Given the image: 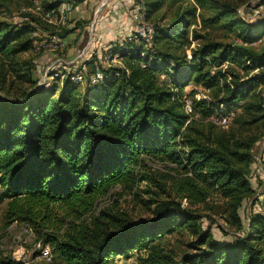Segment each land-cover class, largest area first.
<instances>
[{
  "label": "trees",
  "instance_id": "16d2710c",
  "mask_svg": "<svg viewBox=\"0 0 264 264\" xmlns=\"http://www.w3.org/2000/svg\"><path fill=\"white\" fill-rule=\"evenodd\" d=\"M13 1L0 0V10ZM24 1L29 6L40 1L42 11L26 13L19 24L0 19V92L28 82L21 99H0L4 225L33 227L62 264H113L114 256L127 260L137 250L146 253H135L131 264H264V177L258 179L260 192L250 180L253 148L264 137V99L255 91L264 84V45H252L264 34V17L253 23L230 17L215 0H133L131 10L140 9L147 20L166 2L175 11L169 24L152 23L150 47L120 49L121 64L104 69V80L80 90L82 84L71 80L73 71L86 67L85 73H91L97 56L117 41L78 60L72 66L84 61L75 69L57 66L70 71L62 82L54 78L38 86L32 79L33 59L18 57L33 48L30 34L44 24L42 31L64 39L84 21L56 28L42 16L64 0ZM68 1L73 9L85 0ZM258 3L264 6V0ZM206 10L213 15L206 17ZM196 17L203 27L223 21L237 42L195 30L199 43L187 52L188 29ZM75 38L81 43L82 35ZM233 64L246 71L244 78ZM190 83L207 92L191 100L193 113L184 109L196 91L185 93ZM219 105L222 114L234 111L225 126L213 120ZM144 158L181 168L177 173L171 167L173 175L154 171L166 195L149 200L151 217L124 213L120 218L102 208L82 218L112 186L135 184ZM214 193L220 205L208 208H221L226 222L242 231L233 243L216 241L211 228L200 223V205H208ZM246 200L262 211L251 210L244 225L240 209ZM55 209L62 213L59 219ZM0 264L18 263L10 256Z\"/></svg>",
  "mask_w": 264,
  "mask_h": 264
},
{
  "label": "rangeland",
  "instance_id": "374dc122",
  "mask_svg": "<svg viewBox=\"0 0 264 264\" xmlns=\"http://www.w3.org/2000/svg\"><path fill=\"white\" fill-rule=\"evenodd\" d=\"M97 1V3H93L91 8H89V3H86L81 6L80 10L81 13H85L87 17L86 19H80V21H84L81 23V28L79 29L80 35H82L81 43L78 41H75V37L73 38H67L66 39V47H64L61 51L53 52L49 49V46H47V43H50L53 40H60L55 39L52 35H49L48 33L42 31L44 24H39V30L31 33V39L33 43V48L25 53L20 54L19 60L25 61V60H31L33 59L35 63V68L33 69L32 73V79L38 81L39 83H42L43 74L45 71V68L47 65H49L52 61V59L55 56H61L64 60H68L73 57L72 54L79 53L83 47L87 44L89 41V37L92 33L93 43L91 49L88 50L87 55L91 53L92 51L96 52L98 47H103L106 44H109L110 41H108V36L106 33H102L101 31H98L99 28V20L102 19L104 13V9L107 7V3L104 4L97 12L96 9L97 6L102 2ZM109 1V0H108ZM133 1V0H132ZM189 1V0H185ZM259 0H215L217 2V5L220 7H224L230 12V17H238L241 18L244 21H247L249 23H253L256 21L257 16L264 17V6H260L258 3ZM185 2H182V6L185 5ZM109 3V2H108ZM28 2L26 3L24 0H14L12 3L8 4L6 9L0 10V19L7 21L9 23L13 24H19L22 21L25 20L26 13L31 14H38L40 11H42L41 3L40 1L32 3V6H29ZM111 7V6H110ZM108 6V8H110ZM107 8V9H108ZM132 6L131 3L127 0H124V13L125 17L130 15L132 13L131 10ZM86 10V11H85ZM72 11V10H71ZM85 11V12H84ZM175 11V5L170 4V2H166L159 10H156L152 13V15L149 17V19H145L143 12L138 9V22L140 26H147L152 27L149 29L152 30V33H154V27L152 23H155L154 21H160L162 25L169 24L173 13ZM206 17L212 16L213 12L212 10H206L202 11ZM36 13V14H35ZM71 13V12H70ZM70 13H68L67 18L65 19L64 23H59L55 27L57 28L58 25L65 26L66 24L70 27V24L73 22L74 19L70 18ZM199 13V9L197 10V14ZM110 14V13H109ZM95 16V18H94ZM132 20H134L132 18ZM41 22H43L41 20ZM44 23V22H43ZM85 23V24H84ZM92 30V31H91ZM197 30L199 32V35L204 34L205 32L210 33V35L217 39L218 41L222 42H237L236 34L229 29H227L224 25V22L221 21L220 25H206L202 26L199 19L196 17L194 19V22L191 23V26L188 29L187 35L189 38L191 37V42L187 45L189 51L190 48H193L196 46L198 40H194L193 38V31ZM76 34V35H77ZM154 35V34H153ZM75 38V39H74ZM124 38V37H123ZM190 38V39H191ZM63 39V38H62ZM151 38L149 36V43L151 45ZM127 42L133 43L136 45L135 47H132L131 49H128L126 47ZM42 43V46H38ZM148 44V36L145 31H135L131 32L129 34V39H124V50H134L141 44ZM255 48H260L264 45V34L263 36L257 40V42L252 44ZM77 46V50L75 51ZM39 47V48H38ZM150 47V46H145ZM75 57V56H74ZM84 61V60H83ZM82 61V62H83ZM86 61V60H85ZM78 63L76 66H72V68L79 67V65H82V63ZM82 63V64H81ZM227 63H224L223 67L227 66ZM233 67L238 70L241 74V76L244 78L246 75V71L241 70V67H239L236 64H233ZM88 68V67H87ZM264 71V67H263ZM254 73V71L249 72V76H251ZM52 80H50L51 82ZM53 82L58 83V80H53ZM27 85L28 82H25ZM25 84H22L20 82H16L12 88L9 90V92L1 91L0 92V99H6L10 101H17L21 99L20 93L21 90ZM45 84V83H43ZM79 86L80 90H83L84 84ZM191 89H196L192 95H190V99H186L184 109L187 113H193L194 108L191 107V100H195L198 98V93H204L205 90L201 88L198 85H195L193 83H190V85L186 88L185 93L190 91ZM255 91L258 93V95L264 99V84L259 85L255 88ZM247 99H250V96L247 97ZM190 107H188V105ZM264 106V103H263ZM219 112L216 113L218 115V118H224V120L217 121L216 123L220 126H225L228 124L230 117L233 116L234 111H231L228 114H222L221 111L223 109V105H219ZM174 168L177 173L181 172V168H177L176 165L170 164V163H162L158 161H153L148 158H144L143 166L141 167V172H139V178L138 181L135 182V184L132 185V183L125 182L124 185H114L112 186L108 192L100 197L97 202L95 203L93 209L86 213L85 215H82V218L84 216L88 215H96L100 209L102 208H109L110 211H113L117 214H119L120 218H124V213H129L132 217L138 218V219H147L151 217L152 215V208H149V200L151 199H159L166 195V193L162 190L160 181L162 180L161 177L156 175L154 171L157 173H168L170 175L175 174L174 171L170 170V168ZM162 171V172H161ZM154 175L156 177H154ZM264 177V137L261 138L253 148V164L252 169L250 172V180L252 185L256 188V191L260 192L262 189V185L258 179H262ZM169 180V179H168ZM167 180V181H168ZM3 188L0 186V194L2 193ZM7 199H0V261L5 257H10L13 254V251L19 246V244L24 245L26 252V255L29 257L32 249L33 244L38 240V234L34 230L33 227L30 225H27L23 222H12L9 226L4 225V211H5V205H6ZM252 200H246L241 209H240V216L242 218V221L244 225L247 223V218L249 216V213L251 210H254L256 212L262 211L261 207L258 205H252ZM208 205H200L201 210L199 211L201 214L200 223L203 228L210 227L211 232L213 233L214 239L220 243H233L242 233V231L237 230L235 226L230 225L226 222L223 213L221 212V208L213 207L209 209L210 206H217L220 205V200L217 199V195L214 193L210 195V197L207 199ZM186 202L183 201V205H185ZM63 209V208H62ZM61 209V210H62ZM75 213V212H74ZM54 216H56L58 219L62 216V213L59 212V210H54ZM54 220V219H53ZM66 226V222L64 223L63 227ZM186 235V234H185ZM180 236H177L176 238L179 239ZM188 236L180 237L181 238V245H184V240ZM134 254L131 258L125 259L121 255H116L112 259L113 264H131L135 258L136 254H145L146 252L144 250L141 251H133ZM136 253V254H135ZM52 262H46L44 260H34L30 261L29 264H62L58 257L55 255H52Z\"/></svg>",
  "mask_w": 264,
  "mask_h": 264
},
{
  "label": "built area",
  "instance_id": "2783aa9c",
  "mask_svg": "<svg viewBox=\"0 0 264 264\" xmlns=\"http://www.w3.org/2000/svg\"><path fill=\"white\" fill-rule=\"evenodd\" d=\"M108 2V0H103L96 9V12ZM72 10L71 3L68 0H64L62 3H60L55 10L46 11L42 18L45 19L49 23L53 24H59L64 23L65 19L67 18L68 13H70ZM132 18L135 22V27L133 31H145L148 36V44H144L145 46H150L149 43V29L152 27L147 26H140L138 22V8L135 11H132L131 13ZM95 18V16H94ZM92 31V30H91ZM130 32V33H131ZM129 33V34H130ZM129 34L125 36L124 38L117 41L116 46L114 47H107L103 50V52L97 56L94 67L91 73H85L86 67H83V70H75L73 71V74L71 75V80L78 83H89V84H97L104 80L108 74L105 73L104 69L114 68L115 66H118L121 64V52L120 49L124 51V39H129ZM92 35V33H91ZM90 35L89 41L87 44L83 47V49L75 55V57L68 59L67 61L64 60L61 56H55L51 63L46 66L42 83H39L38 86L42 85L43 83H48L50 80L57 78L60 82H62L68 75L69 72L65 70H56L57 66L62 67H69L72 65H75L78 60L84 58L87 55V52L89 49L92 48L94 45L93 38ZM67 43L65 39L60 40H53L50 43H47V46H49V49L53 52L61 51L64 47H66ZM42 46V43L40 45ZM39 48V47H38ZM117 49V50H114ZM188 107L189 104H187ZM214 122L224 120V118H218V115H214L213 117ZM26 250L24 248V245L19 244V246L13 251V254L11 255V258L13 261L17 262L18 264H29L30 261L34 260H44L46 262H52V253L49 245L43 244L41 240H37L33 244V249L28 257L26 255Z\"/></svg>",
  "mask_w": 264,
  "mask_h": 264
},
{
  "label": "crops",
  "instance_id": "0c3cea01",
  "mask_svg": "<svg viewBox=\"0 0 264 264\" xmlns=\"http://www.w3.org/2000/svg\"><path fill=\"white\" fill-rule=\"evenodd\" d=\"M97 1L98 0H85L84 2L80 3L78 6L73 8L70 13L69 19H74V20L70 24V26L72 27L73 24L79 19L87 18L85 17L86 16L85 13H81V11H79L82 5L89 3L90 4L89 8H91L93 3L95 4L97 3ZM127 1L131 3L132 9H133L134 2L132 0H127ZM108 2H107L108 4L107 7L104 9V13H102L103 17H101L102 19L99 20V24L97 28H99L98 31H101L102 33H106V35L108 36V39H107L108 41L110 42L119 41L123 37L127 36L131 31H133L135 27V22L134 20H132L131 13L129 17L128 16L125 17L124 0H109ZM108 6L109 7L111 6V7L108 8ZM75 32H79V28L76 29L68 37L64 38L65 41L67 38H73V36L75 37L77 34Z\"/></svg>",
  "mask_w": 264,
  "mask_h": 264
},
{
  "label": "bare ground",
  "instance_id": "6f19581e",
  "mask_svg": "<svg viewBox=\"0 0 264 264\" xmlns=\"http://www.w3.org/2000/svg\"><path fill=\"white\" fill-rule=\"evenodd\" d=\"M150 29H151V28H150ZM153 34H154V33H152V30H150L149 36H150L151 39L153 38Z\"/></svg>",
  "mask_w": 264,
  "mask_h": 264
}]
</instances>
